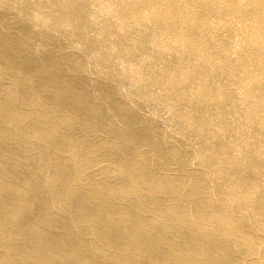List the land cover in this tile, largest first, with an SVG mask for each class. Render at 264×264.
<instances>
[{
  "label": "bare ground",
  "instance_id": "obj_1",
  "mask_svg": "<svg viewBox=\"0 0 264 264\" xmlns=\"http://www.w3.org/2000/svg\"><path fill=\"white\" fill-rule=\"evenodd\" d=\"M0 264H264V0H0Z\"/></svg>",
  "mask_w": 264,
  "mask_h": 264
}]
</instances>
